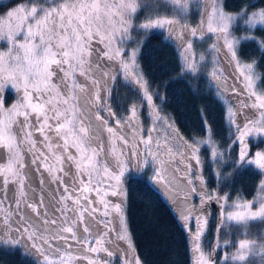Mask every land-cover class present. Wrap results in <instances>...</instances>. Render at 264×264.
<instances>
[{"label": "snow or ice", "instance_id": "6c2138e0", "mask_svg": "<svg viewBox=\"0 0 264 264\" xmlns=\"http://www.w3.org/2000/svg\"><path fill=\"white\" fill-rule=\"evenodd\" d=\"M141 9L146 15L134 23ZM134 30L165 32L182 74L195 77L211 64L209 84L233 130L229 151L238 148L228 160L234 170L264 175V147L252 151L249 141L264 144V90L256 60L239 56L248 41L264 53L257 36L264 33V0L238 12L226 11L224 0H0V248H23L36 264H142L125 220V185L147 169L188 232L193 264H264V231L249 230L252 222L264 224V179L251 200L229 202L227 193L207 189L201 147L214 165L226 153L210 128L206 138L189 141L159 114L139 70L143 41ZM197 41L206 51L196 52ZM118 78L147 102L153 126L146 134L142 103L127 115L113 109ZM9 92L15 102L6 103ZM212 202L219 206L216 238L206 251Z\"/></svg>", "mask_w": 264, "mask_h": 264}, {"label": "trees", "instance_id": "16d2710c", "mask_svg": "<svg viewBox=\"0 0 264 264\" xmlns=\"http://www.w3.org/2000/svg\"><path fill=\"white\" fill-rule=\"evenodd\" d=\"M259 2L260 0H224V6L226 11L238 12L245 3ZM3 3L9 4L10 0H3ZM151 3L153 0H148L149 6ZM160 11L169 14L163 6ZM145 15L146 10L141 9L134 23L142 22ZM197 21L198 18L193 17L189 22L195 24ZM236 32L241 33L239 30ZM133 36L143 41L137 58L139 70L148 82L149 91L154 94L153 102L157 105L159 114L171 119L179 133L189 141L206 138L210 128L212 139L219 149L226 153L223 164L214 165L208 147H201L200 155L207 189L227 193L229 202L237 198L253 199L263 175L251 167L234 170L233 164L228 160V156L235 159L238 148L233 145L229 151L233 130L229 128L226 120V106L217 97L214 87H210L207 75H204L206 73L201 75L200 72L195 77L182 74L179 52L172 41L165 39L166 33L162 30H152L146 36L134 30ZM257 36L264 38V33L258 32ZM2 47L0 44V48ZM199 47L201 46H197ZM239 56L244 62L256 60L260 77L258 88L264 90V53L260 52L254 42L248 41L241 43ZM5 100L6 103L15 102L14 94L6 93ZM134 102L143 104L139 109L140 126L151 128L153 123L148 115L147 102L141 101L140 96L133 95L130 88L120 83L118 78V87L113 90L112 96L113 109L118 114L127 115L128 107ZM249 141L252 151L257 150V145L264 147L260 141L255 142L252 138H249ZM217 171L221 173L222 179L218 180ZM149 176L151 172L147 169L139 175L132 173L125 185L124 214L135 254L139 256L142 264H193L188 232L178 219L172 203L158 186L150 182ZM114 226L118 229L119 223L116 222ZM216 228L217 217L212 213L203 238L206 251L207 246L213 242ZM250 231L259 234L257 226H253ZM117 243L127 248L125 242ZM0 264H36V261L33 256L24 254L23 248H0ZM78 264L87 262L81 261ZM255 264H259V259Z\"/></svg>", "mask_w": 264, "mask_h": 264}, {"label": "rangeland", "instance_id": "374dc122", "mask_svg": "<svg viewBox=\"0 0 264 264\" xmlns=\"http://www.w3.org/2000/svg\"><path fill=\"white\" fill-rule=\"evenodd\" d=\"M241 32V31H240ZM242 33H237L236 32V35L237 36H239V35H241ZM197 46H201V47H199V48H197ZM195 47V50L197 51V52H204V51H206V49L208 48V44L207 43H204V42H202V41H198L197 42V44L194 46ZM208 59L210 60L211 59V57L209 56L208 57ZM210 68H211V64L209 63L208 64V66H207V68H202L201 69V75L202 74H204V73H206V74H204V75H207V72H208V70H210ZM225 68H227V65H225ZM228 71L230 72L231 71V69H228ZM256 72L259 74V72L257 71V69H256ZM207 78H208V75H207ZM208 80H209V78H208ZM260 80V79H259ZM259 80L257 81V87H258V83H259ZM229 83H231V78L229 79ZM148 113H149V110H148ZM149 115V114H148ZM168 118V117H167ZM171 120V119H170ZM148 127H151V126H148ZM143 128V127H142ZM144 129V132H145V134L147 133V130L149 129H145V128H143ZM250 139H251V137H250ZM253 139V138H252ZM253 141H260L259 139H253ZM263 179H264V175H263ZM162 190V189H161ZM218 212H219V206L215 203V202H212L211 204H210V213H209V216H208V222L210 221V219H211V216H212V213H215V215H216V217L218 218ZM207 222V223H208ZM257 226V230L259 231L258 233H260L261 231H264V224H261V223H259V222H252L250 225H249V230L251 229V228H253V226L254 227H256ZM261 226H263L262 228H261ZM206 231H207V227H206ZM205 231V232H206ZM227 231H229V233H230V235H231V237H235V238H237V233L235 232V231H233V230H227ZM204 236H205V234H204ZM215 238H216V234H215V236H214V239H213V242H214V240H215ZM235 238H233V239H235ZM258 259V258H257ZM81 262V261H80Z\"/></svg>", "mask_w": 264, "mask_h": 264}, {"label": "flooded vegetation", "instance_id": "af4514ba", "mask_svg": "<svg viewBox=\"0 0 264 264\" xmlns=\"http://www.w3.org/2000/svg\"><path fill=\"white\" fill-rule=\"evenodd\" d=\"M162 191V190H161ZM163 193V192H162Z\"/></svg>", "mask_w": 264, "mask_h": 264}]
</instances>
